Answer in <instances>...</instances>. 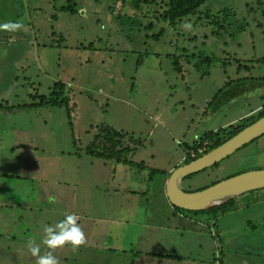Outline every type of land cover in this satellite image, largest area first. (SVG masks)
<instances>
[{"label":"rangeland","instance_id":"374dc122","mask_svg":"<svg viewBox=\"0 0 264 264\" xmlns=\"http://www.w3.org/2000/svg\"><path fill=\"white\" fill-rule=\"evenodd\" d=\"M69 5L0 0V23L24 25L0 32L6 38H0V103L24 106L0 110V264H35L27 241L40 243L43 225L70 213L80 217L87 243L77 251L56 249L60 264H264V190L238 197L229 212L195 220L176 214L162 193L166 176L182 165L185 144L264 107V0H206L199 12L225 27L229 10L231 36L221 31L215 37L211 20L196 15L175 30L167 27L158 41L148 38L155 32L142 29L149 21L154 31L162 26L147 12L153 5L143 2L133 13L118 0H74V13L61 11ZM173 53L183 55L180 74L167 58ZM57 82L69 99L72 130L65 107L31 97H49ZM31 104L36 106L26 107ZM103 131L121 134L117 150L130 149L127 160L142 162L146 171L129 167L127 173L118 166L111 172L116 164L109 153L106 168L86 154ZM150 169L166 175L149 178ZM260 169L264 135L181 186L200 191ZM111 177L114 183L127 179L140 193L116 184L117 195L108 188ZM108 195L116 197L104 199ZM41 251L48 249L41 245Z\"/></svg>","mask_w":264,"mask_h":264},{"label":"trees","instance_id":"16d2710c","mask_svg":"<svg viewBox=\"0 0 264 264\" xmlns=\"http://www.w3.org/2000/svg\"><path fill=\"white\" fill-rule=\"evenodd\" d=\"M115 1H117V0H115ZM69 2H70L69 6H62V7H60V9H61V11H64V12L74 13V8H73L74 0H69ZM118 2H120V6L125 5L128 7V5H130V7L134 9L133 13H136L137 11H139L141 9V3H143V2L146 3L148 6H150V5L156 6V7L152 6V7L148 8L147 12H150V14H152L151 16H152V19L155 23L162 24V26L160 28H158V31L157 30L154 31L155 28H157V26L152 21H149V23L146 26L142 27V29L146 32H155L151 36H148V38L151 37V39H153L155 41H158L163 37L167 27L174 29L177 24H179V23L183 24V22L187 21L189 17H194L196 15H204V17L206 18L207 21L211 20V24H212L211 26L213 27L211 34H213L215 37H218L222 33L221 31L226 32V34L228 36H231L232 34H234V33L230 34L228 32L229 27H231L227 23V19H229L227 12H229V10L226 9V11H227L226 12V27L223 25V20L218 21L216 16H213L207 12L204 14L199 12V8L206 2V0H118ZM53 7H54V5L52 4V8ZM219 14L223 15V12H219ZM201 17L202 16H199V19H201ZM118 18H123V17L120 16ZM207 21L203 22V24H200V25L203 26L205 23H207ZM50 28H51L50 35H55V30L52 28V26H50ZM235 29H237V28L235 27L233 29V31ZM169 45H171V46L173 45L176 48V51L186 52V51H184L185 50L184 48H178L176 45V42L174 44L171 41L169 43ZM176 55H177L176 53H173V54H170V56H167V58L173 60L174 70L178 74H180L182 72V70L180 69L181 66L179 64V59L181 58V60H182L183 55L182 56H180V55L176 56ZM209 59L210 58H206L207 61ZM260 63H261V60H260ZM197 67H198V64H195V68H197ZM232 82L233 81L226 83V89L229 86H231ZM235 83H237V82H235ZM220 92H222V89L218 90L217 94L214 96L212 101L217 100V98H218L217 95ZM31 97L33 100L39 99V104L45 103V104H47L53 108L65 107L66 116L68 119L67 124L69 125L70 130H72L71 115H70L71 110H70V106H69V99L67 96L64 95V86L62 83L57 82L52 86L49 97L45 96V95H38L37 92L34 95H32ZM33 106H36V105L31 104V105L26 106V107H33ZM22 107H24V106L23 105L19 106V107L17 105L16 106H13V105L9 106L7 103H4V102L0 103V110L7 109V110L11 111L15 108L20 109ZM263 116H264V107H261V110L257 113L256 116H251L250 118L240 119V122H238L236 125H229L227 128H220L219 130H217L215 132L214 131H208V132L203 133L196 140H194L190 145H188V144L184 145V147L186 148L185 149V156H184V159L182 160L181 164H186V163L196 159L197 157H200L201 155L207 153L208 151L216 148L217 146L224 143L226 140L233 137L239 131H241L242 129L249 126L250 124H252L253 122H255L256 120H258L259 118H261ZM71 136H72V134H71ZM121 136L122 135L121 134L119 135L118 133L111 134V133H106L103 131V135H101V134L96 135L93 138L90 146L88 148H86L85 152L89 156L99 158V159H109V158H106V154L109 153L111 158L115 159V163L118 162V163H121L123 165H128L130 167H135V168H139V169H146V167L144 166V164L142 162L134 163V162H130L127 160L126 156L130 153V151H131L130 149L124 148L121 150H117V146L121 140H119V138H116V137H121ZM122 153H124L125 157L123 160H120V156ZM192 154H193V156H192ZM154 174L160 175V174H165V172L157 170V169H150L149 170V178H151L152 175H154ZM262 190H264V189H262ZM259 191H261V190H259ZM251 193H253V192H251ZM235 200L236 199H231V200L227 201L226 203H224V204H222L216 208L206 210V211H200V212H190V211H185V210H182V209H179L176 207H172L171 205L170 206L172 207V209L177 214L181 213V212L182 213L185 212V214L191 215L189 217H196L199 214H205V215H209L210 217H215V215L218 212L225 213V212H229L232 209H234ZM64 216H62L61 218L63 219ZM66 246H69V245H66Z\"/></svg>","mask_w":264,"mask_h":264},{"label":"water","instance_id":"95a60500","mask_svg":"<svg viewBox=\"0 0 264 264\" xmlns=\"http://www.w3.org/2000/svg\"><path fill=\"white\" fill-rule=\"evenodd\" d=\"M262 135H264V116L216 148L186 164L177 166L169 173L165 182L164 195L168 203L185 211L200 212L216 208L246 193L264 189V169L229 177L200 191L186 192L181 186L184 178L216 165Z\"/></svg>","mask_w":264,"mask_h":264},{"label":"clouds","instance_id":"9594fccd","mask_svg":"<svg viewBox=\"0 0 264 264\" xmlns=\"http://www.w3.org/2000/svg\"><path fill=\"white\" fill-rule=\"evenodd\" d=\"M183 27L188 30L191 26L185 23ZM23 28L24 25L19 21H7L0 24V31L11 33L20 31ZM55 199L54 196H50L48 202L54 203ZM79 220L80 217L77 214L70 213L55 224L43 225V238L40 243H37L34 238H30L26 244L30 255L36 258L35 264H60L59 258L54 255L56 249L69 245L72 251H77L83 247L87 243V237L78 222ZM41 245L45 246L48 251L42 253Z\"/></svg>","mask_w":264,"mask_h":264},{"label":"crops","instance_id":"0c3cea01","mask_svg":"<svg viewBox=\"0 0 264 264\" xmlns=\"http://www.w3.org/2000/svg\"><path fill=\"white\" fill-rule=\"evenodd\" d=\"M5 22H7V21H2L0 24H2V23H5ZM1 32V31H0ZM1 38V37H0ZM1 39H6V38H1ZM16 41H13V43H15ZM97 160L98 161H100V162H102L101 164L104 166V168H106L107 166H105L106 164L105 163H107V161H109V160H103V159H99V158H97ZM99 162V163H100ZM112 163H115V162H113L112 161ZM116 165H114V166H112V170H111V172L113 171V172H118V171H120V169L121 168H118V166H123L122 167V170L124 171V172H127L128 171V169H129V167L130 166H128V165H123V164H121V163H118V162H116L115 163ZM94 165V164H93ZM92 165V166H93ZM99 165V164H98ZM98 167H100V166H98ZM146 170H144V169H142L141 170V172H145ZM127 173H131V172H127ZM82 178H86L85 176H82ZM166 178H167V176H166ZM114 177H111V179L109 180V182H107V184H108V188L109 189H111L113 192H115L117 195H119V190L115 187L116 186V184L117 185H119V184H123V185H125L126 186V188H128L129 190H128V192L131 194V193H134V195H137L138 193H140V192H134V190L133 189H130V187H129V185H128V181H127V179H126V183L124 184V181H122V182H118V181H116L115 183H114ZM164 187H165V184L163 185V192L162 193H164ZM126 188L125 189H123V191H125L126 190ZM257 193H259V192H257ZM141 194H145L144 192H141ZM113 197H116V196H114V195H108V196H106V197H104V199H107V200H112L113 199ZM166 204H167V201H166ZM117 214V213H116ZM177 214V213H176ZM183 216H185V215H183ZM109 217V216H108ZM190 218H192V217H190ZM188 219V218H187ZM193 219V218H192ZM193 220H195V219H193ZM188 221L191 223L192 222V220L191 219H188ZM115 222H117V221H115ZM177 228V227H176ZM181 228H184L183 226H181ZM181 236H182V234H181ZM153 242H154V240H153Z\"/></svg>","mask_w":264,"mask_h":264},{"label":"flooded vegetation","instance_id":"af4514ba","mask_svg":"<svg viewBox=\"0 0 264 264\" xmlns=\"http://www.w3.org/2000/svg\"><path fill=\"white\" fill-rule=\"evenodd\" d=\"M214 166H216V165H214ZM214 166H213V167H214ZM204 170H205V169H204Z\"/></svg>","mask_w":264,"mask_h":264}]
</instances>
